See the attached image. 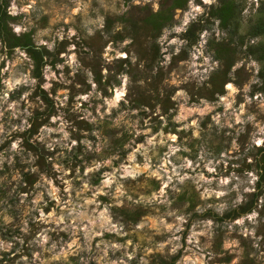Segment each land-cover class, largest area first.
<instances>
[{
    "label": "rangeland",
    "instance_id": "obj_1",
    "mask_svg": "<svg viewBox=\"0 0 264 264\" xmlns=\"http://www.w3.org/2000/svg\"><path fill=\"white\" fill-rule=\"evenodd\" d=\"M176 2L0 0V264H264V0Z\"/></svg>",
    "mask_w": 264,
    "mask_h": 264
},
{
    "label": "clouds",
    "instance_id": "obj_2",
    "mask_svg": "<svg viewBox=\"0 0 264 264\" xmlns=\"http://www.w3.org/2000/svg\"><path fill=\"white\" fill-rule=\"evenodd\" d=\"M36 0H31V4H29L27 7L23 8L22 11H25L27 12L28 9L32 6V4H35ZM137 3H139V0H136ZM252 2V0H250V3ZM203 3L206 4V5H212L213 3H215V0H203ZM255 3L257 5V7H259V0H255ZM189 7H190V11L185 13L184 14V19H183V25H188V23L190 22L191 19H195V15L196 14H200L203 12V9L199 6H196L194 3H193V0H189ZM158 6L157 5H154V9H157ZM11 13L13 15L16 14V8H15V4L13 3V6L11 8ZM182 30V27H177L175 28V31L176 32H180ZM14 31L17 35H19L21 32L23 31H26V29L22 28L21 26H14ZM205 35H207V33H205ZM131 41L130 40H125V44H128L130 43ZM176 41H172L171 43H175ZM52 45H49V48L51 49ZM17 51H19V49H17ZM119 55H124L123 53H120ZM2 59V58H0ZM73 60L75 59V57L72 58ZM123 81H124V84L126 85L128 83V77L127 76H124L123 77ZM17 83H19V81H17ZM45 87H47V85H45ZM227 87L233 91H235V89H233V86L232 84H228ZM7 94L5 93V96ZM125 95V89L122 87L121 89H119L116 93V96H115V99L113 101H110L109 102V105L112 106L114 105L117 101H119L120 99H122ZM82 99H86V97H82ZM243 107V106H242ZM251 119V118H250ZM238 122H239V119H238ZM262 132H264V129H261ZM171 139L175 140L176 137H171ZM17 144L18 142H14L12 144V148L13 149H16L17 148ZM255 144L259 147L261 145H264V140H261V139H257L255 140ZM249 176L252 177V180L255 181L257 179L256 176L252 175V173H249L248 174ZM225 183L227 181H224ZM107 183V182H106ZM167 185H165L166 187ZM250 189H245V191H249ZM163 191V189H161V192ZM117 193L120 194V189L117 188ZM222 195V193H220ZM256 216V213H253L252 216L248 217V219H253L254 217ZM243 221H237V223H242ZM42 242H46L47 241V237H42ZM12 245L11 244H8V245H5L2 241H0V249H4V250H7L8 248H11ZM26 259V258H25Z\"/></svg>",
    "mask_w": 264,
    "mask_h": 264
},
{
    "label": "trees",
    "instance_id": "obj_3",
    "mask_svg": "<svg viewBox=\"0 0 264 264\" xmlns=\"http://www.w3.org/2000/svg\"><path fill=\"white\" fill-rule=\"evenodd\" d=\"M178 1V0H177ZM177 3V5H180L181 4V0H180V2H176ZM219 11H221L220 12V15H219V17H220V19H221V21L222 22H225L228 18H229V13H230V8H227V7H222V8H220L219 9ZM192 31V29L191 28H189L187 31H185V34H188V33H190ZM29 49H31V48H29ZM31 52H36V50H34V49H31ZM261 168H262V172H261V178H262V180L264 181V156L262 157V166H261ZM171 260H172V258H171ZM159 264H166V262L164 261V260H160L159 261Z\"/></svg>",
    "mask_w": 264,
    "mask_h": 264
}]
</instances>
